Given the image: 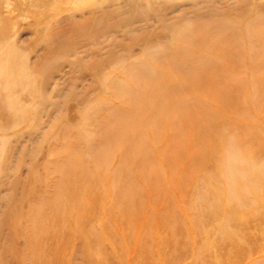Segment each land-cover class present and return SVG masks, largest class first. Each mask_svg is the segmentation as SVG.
<instances>
[{"label": "rangeland", "instance_id": "1", "mask_svg": "<svg viewBox=\"0 0 264 264\" xmlns=\"http://www.w3.org/2000/svg\"><path fill=\"white\" fill-rule=\"evenodd\" d=\"M0 264H264V0H0Z\"/></svg>", "mask_w": 264, "mask_h": 264}, {"label": "bare ground", "instance_id": "2", "mask_svg": "<svg viewBox=\"0 0 264 264\" xmlns=\"http://www.w3.org/2000/svg\"><path fill=\"white\" fill-rule=\"evenodd\" d=\"M149 1V0H148ZM156 3V2H155ZM187 34V33H186ZM194 35V34H193ZM196 38V37H195ZM200 38V37H199ZM200 44V43H199ZM13 51V50H12ZM147 63V62H146ZM137 107V106H136ZM75 122V121H74ZM136 123V122H135ZM100 131V130H99ZM97 132V131H96ZM108 135V134H107ZM102 136V135H101ZM103 137V136H102ZM109 138V137H108ZM81 140V139H80ZM104 149V148H103ZM106 164V163H105Z\"/></svg>", "mask_w": 264, "mask_h": 264}]
</instances>
